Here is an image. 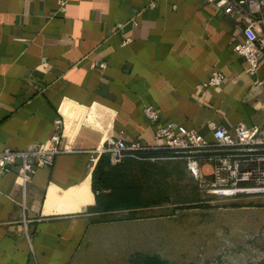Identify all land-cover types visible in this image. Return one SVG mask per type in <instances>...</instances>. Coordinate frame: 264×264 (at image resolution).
<instances>
[{"label":"crops","instance_id":"obj_1","mask_svg":"<svg viewBox=\"0 0 264 264\" xmlns=\"http://www.w3.org/2000/svg\"><path fill=\"white\" fill-rule=\"evenodd\" d=\"M57 6L0 0V150L33 149L59 119L70 148L26 185L17 166L0 173V264H183L175 259L181 227L146 212L149 173L191 174L156 138L144 109L154 106L160 123L194 128L210 144L209 121L263 125L264 58L253 76L234 50L246 20L206 0H69L64 13ZM214 70L223 82L206 87ZM111 137L152 146L154 160L128 156L115 165L103 153L92 164L93 150ZM203 168L208 175L210 164ZM121 213L128 216L113 218Z\"/></svg>","mask_w":264,"mask_h":264},{"label":"built area","instance_id":"obj_2","mask_svg":"<svg viewBox=\"0 0 264 264\" xmlns=\"http://www.w3.org/2000/svg\"><path fill=\"white\" fill-rule=\"evenodd\" d=\"M227 14L236 13L246 20L244 40L234 45L235 52L247 61V72L256 75L260 60L264 58V0H206ZM69 0H58L57 11L64 13ZM224 75L214 70L205 83L206 87H218ZM262 84L261 79H256ZM144 114L156 125L155 135L164 147L173 150L176 158L186 161L188 171L208 194L225 198L241 196H264V124L249 126L240 122L227 128L215 121H209L214 144L206 141L204 135L194 128L171 121L160 123L161 115L154 106H146ZM62 126V131L60 130ZM64 120H57V131L33 149L0 150V173H8L18 167V176L23 184L29 183L39 167L51 166L55 157L69 150L64 131ZM152 146L140 141H126L109 138L102 146L93 150L91 163L98 155L108 153L113 164L121 163L126 157L152 159L140 153L152 150ZM210 164V172L205 174L203 165Z\"/></svg>","mask_w":264,"mask_h":264},{"label":"rangeland","instance_id":"obj_3","mask_svg":"<svg viewBox=\"0 0 264 264\" xmlns=\"http://www.w3.org/2000/svg\"><path fill=\"white\" fill-rule=\"evenodd\" d=\"M174 162L184 164L181 160ZM163 173H149L152 206L146 212L151 217H161V221H172L173 224L176 222L181 227L183 249L175 252L177 262L264 264L262 199L253 201L252 198L258 196H215L203 191L198 182L183 169L176 172L180 177L177 174L178 177L173 176V171L166 170L165 176ZM157 189L159 192L165 189V193L159 197L154 196ZM237 210H245L246 219L241 216V212L236 214ZM259 211L261 215L257 213ZM124 214L115 215L113 218L124 219L128 216ZM191 246L198 248L197 255L193 254Z\"/></svg>","mask_w":264,"mask_h":264},{"label":"trees","instance_id":"obj_4","mask_svg":"<svg viewBox=\"0 0 264 264\" xmlns=\"http://www.w3.org/2000/svg\"><path fill=\"white\" fill-rule=\"evenodd\" d=\"M145 156H155V152H153L152 150L148 151V152H144L143 153ZM162 155H167L168 152H161ZM94 172L96 173V169L94 170ZM95 176L96 174L94 175V181H93V187L96 189V181H95Z\"/></svg>","mask_w":264,"mask_h":264}]
</instances>
